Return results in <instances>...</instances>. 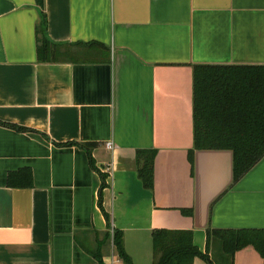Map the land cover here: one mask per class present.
Returning <instances> with one entry per match:
<instances>
[{
	"label": "crops",
	"instance_id": "0c3cea01",
	"mask_svg": "<svg viewBox=\"0 0 264 264\" xmlns=\"http://www.w3.org/2000/svg\"><path fill=\"white\" fill-rule=\"evenodd\" d=\"M41 11L57 62L38 60ZM197 64L264 65V0H0V120L31 129L0 123V264H96L99 247L107 262L115 229L153 264L158 228L192 231L220 264H263L208 235L264 229V157L238 181L231 150L190 161Z\"/></svg>",
	"mask_w": 264,
	"mask_h": 264
},
{
	"label": "trees",
	"instance_id": "16d2710c",
	"mask_svg": "<svg viewBox=\"0 0 264 264\" xmlns=\"http://www.w3.org/2000/svg\"><path fill=\"white\" fill-rule=\"evenodd\" d=\"M41 9L45 0H37ZM47 14L41 11V22L37 31L38 60L59 61L60 45L48 34ZM1 124L21 131L31 129L3 122ZM74 142H68L71 144ZM87 146V144H82ZM200 149L231 150L234 155V179L238 181L264 157V65L257 64H197L194 66V147L190 150L193 163L194 152ZM140 152L139 176L148 188L154 184V151ZM147 154V155H146ZM144 157H143V156ZM139 160V159H138ZM140 162V160H139ZM93 163V162H92ZM17 174L12 173L9 183ZM29 176L31 175L28 171ZM31 180V176L30 179ZM31 184V181L28 182ZM105 185V184H104ZM102 206V196L99 197ZM108 221L110 215L104 210ZM191 214L192 211H187ZM110 224V223H109ZM208 235L221 240L223 252L234 258L237 251L252 246L263 259L264 229H215ZM156 254L153 264H192L197 258L207 264H215L207 252H202L194 243L192 231L158 228L153 231ZM111 244L124 264H135L124 247L123 233L119 229L108 231L102 245ZM96 264H106L101 247L91 250Z\"/></svg>",
	"mask_w": 264,
	"mask_h": 264
},
{
	"label": "built area",
	"instance_id": "2783aa9c",
	"mask_svg": "<svg viewBox=\"0 0 264 264\" xmlns=\"http://www.w3.org/2000/svg\"><path fill=\"white\" fill-rule=\"evenodd\" d=\"M108 148H113L112 142L107 143ZM106 264H124L123 260L118 256L116 252L110 255Z\"/></svg>",
	"mask_w": 264,
	"mask_h": 264
},
{
	"label": "rangeland",
	"instance_id": "374dc122",
	"mask_svg": "<svg viewBox=\"0 0 264 264\" xmlns=\"http://www.w3.org/2000/svg\"><path fill=\"white\" fill-rule=\"evenodd\" d=\"M255 254H256V252L254 251L253 256H255ZM222 255H226V254L223 253ZM212 259H213V261H214L215 264H220V259L218 258L217 254H215L214 256H212ZM202 261L204 262V260H202Z\"/></svg>",
	"mask_w": 264,
	"mask_h": 264
}]
</instances>
